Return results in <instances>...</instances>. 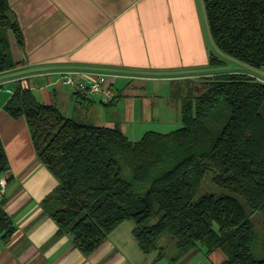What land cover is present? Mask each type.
<instances>
[{"label": "trees", "instance_id": "1", "mask_svg": "<svg viewBox=\"0 0 264 264\" xmlns=\"http://www.w3.org/2000/svg\"><path fill=\"white\" fill-rule=\"evenodd\" d=\"M200 1L208 63L200 92L173 91L178 128L131 141L117 127L65 117L25 87L4 105L12 117H24L40 162L57 180L43 209L84 254L128 219L143 252L167 233L180 254L219 248L225 259L218 264H264V239L261 256L253 255L250 220L257 210L264 215V78L257 72L264 68V0ZM9 32L22 45L8 0H0V72L16 65ZM7 168L0 140V175ZM208 170L228 193L193 199ZM8 228L0 208V232Z\"/></svg>", "mask_w": 264, "mask_h": 264}, {"label": "crops", "instance_id": "2", "mask_svg": "<svg viewBox=\"0 0 264 264\" xmlns=\"http://www.w3.org/2000/svg\"><path fill=\"white\" fill-rule=\"evenodd\" d=\"M22 34L9 32L15 67L0 72V140L8 168L0 208L11 229L0 232V264H218L224 253L192 248L167 254L165 235L143 252L132 220H123L91 253L77 248L45 212L42 200L57 180L40 162L23 116L12 117L5 103L18 87L68 118L117 127L131 141L146 131L166 133L179 121L173 94L204 76L208 39L200 0H8ZM106 74L100 95L81 101L64 83L65 71ZM163 84V86H162ZM165 86V87H164ZM181 123V122H180ZM167 241H169L166 238Z\"/></svg>", "mask_w": 264, "mask_h": 264}, {"label": "rangeland", "instance_id": "3", "mask_svg": "<svg viewBox=\"0 0 264 264\" xmlns=\"http://www.w3.org/2000/svg\"><path fill=\"white\" fill-rule=\"evenodd\" d=\"M233 64L231 62H228L226 65L227 67H231ZM226 66L224 68H226ZM257 72L264 78V68H260L257 70ZM202 77H200V80L198 81H187L182 83L181 91L182 93H187V89H191L194 93H198L202 89ZM163 86V84H162ZM165 87V86H164ZM176 90V89H175ZM261 112L264 116V104L261 107ZM181 125L180 121L179 123L172 127V129H176ZM128 170L126 169L124 171V176L128 177ZM212 176H213V171L208 170L205 173L204 178L200 181V184L198 188L196 189L193 199H197L199 196L205 193H213L214 195H221V194H226L228 191L222 187L217 186L213 181H212ZM156 217L152 218L151 221H154ZM250 220L254 226L255 232H256V239L253 242L252 245V250H253V255L255 257H260L261 256V246H262V241L264 239V215L261 210H257L253 212L250 216ZM165 235V241L167 243V248H165L167 254H171V251L178 252V249L174 243V240L171 238V236L167 233ZM166 238L169 240L167 241Z\"/></svg>", "mask_w": 264, "mask_h": 264}, {"label": "built area", "instance_id": "4", "mask_svg": "<svg viewBox=\"0 0 264 264\" xmlns=\"http://www.w3.org/2000/svg\"><path fill=\"white\" fill-rule=\"evenodd\" d=\"M62 78L81 101L90 102L96 95H100L104 101H110L114 97L112 88L103 86L106 79L104 73H95L93 76L86 77L84 72L70 70L63 72ZM5 186L6 179L0 176V200Z\"/></svg>", "mask_w": 264, "mask_h": 264}]
</instances>
